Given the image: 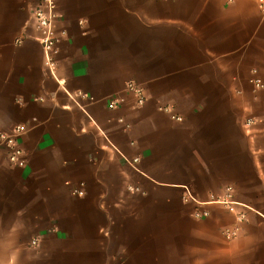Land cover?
<instances>
[{
    "label": "crops",
    "instance_id": "crops-1",
    "mask_svg": "<svg viewBox=\"0 0 264 264\" xmlns=\"http://www.w3.org/2000/svg\"><path fill=\"white\" fill-rule=\"evenodd\" d=\"M36 2L0 0V132L24 128L23 165L0 142V264H264L258 0H57L56 78ZM227 185L253 208L232 239L225 206L182 199Z\"/></svg>",
    "mask_w": 264,
    "mask_h": 264
},
{
    "label": "built area",
    "instance_id": "built-area-1",
    "mask_svg": "<svg viewBox=\"0 0 264 264\" xmlns=\"http://www.w3.org/2000/svg\"><path fill=\"white\" fill-rule=\"evenodd\" d=\"M258 6L262 12H264V0H258ZM58 17L57 0H37L36 6L33 9V18L38 32L37 39L40 42L43 50V61L48 72L53 76L57 77V55H58V42L59 33L55 27V21ZM256 88L264 87V82L259 77H251L250 79ZM125 89L131 93L137 105L144 103L146 95L142 85L136 81L130 80L126 83ZM124 102V97L121 95H114L107 98V105L109 108H116ZM167 109V107H165ZM177 118H179L177 116ZM250 120L247 121L249 123ZM24 133V128L21 125H16L8 132H0V142L8 149V161L12 165H23L24 163V149L20 143V136ZM138 158H134L136 161ZM73 192L76 194H82V189L74 188ZM182 199L185 202L192 201L197 206H203L206 204L216 203L226 207V209L233 214L234 223L225 226L222 229L224 236L228 239L235 238L240 230L242 223L247 218V212L253 208L234 197V187L227 185L221 195L209 194V196L201 200L186 192L183 194ZM207 209L198 208L194 211V216L201 217L208 215ZM32 244H37V239L34 238L31 241Z\"/></svg>",
    "mask_w": 264,
    "mask_h": 264
}]
</instances>
